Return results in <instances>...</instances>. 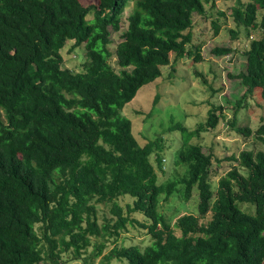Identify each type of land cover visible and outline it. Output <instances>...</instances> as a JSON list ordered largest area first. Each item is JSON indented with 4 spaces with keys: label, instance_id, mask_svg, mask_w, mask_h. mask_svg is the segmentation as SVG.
<instances>
[{
    "label": "trees",
    "instance_id": "obj_1",
    "mask_svg": "<svg viewBox=\"0 0 264 264\" xmlns=\"http://www.w3.org/2000/svg\"><path fill=\"white\" fill-rule=\"evenodd\" d=\"M128 7L115 70L109 45ZM205 12L204 0H0V264H64L63 254L95 264L104 239L117 242L127 226L145 230L150 244L114 247L99 264H264V151H242L232 158L238 166L214 186V153L189 142L226 119V108L213 107L194 131L175 125L185 137L177 164L187 171L162 184L164 140L141 145L122 114L162 77L171 54L205 61L192 34L194 15ZM231 16L245 31L246 48L216 46L211 53L240 51L246 58L245 71L229 75L245 92L227 127L249 137L251 128L238 126L237 115L249 97L264 101V0H238ZM213 27L218 34L215 21ZM230 33L239 39L238 31ZM69 41L73 50L85 49L82 72L63 67ZM254 134L264 146V124ZM178 191L186 201L197 193V214L172 225L160 212L161 197L168 201ZM125 196L133 198L126 209L118 204ZM99 204H112L115 220L99 225ZM92 237L103 242L82 258Z\"/></svg>",
    "mask_w": 264,
    "mask_h": 264
},
{
    "label": "rangeland",
    "instance_id": "obj_2",
    "mask_svg": "<svg viewBox=\"0 0 264 264\" xmlns=\"http://www.w3.org/2000/svg\"><path fill=\"white\" fill-rule=\"evenodd\" d=\"M247 3L248 0H240ZM83 5H89L96 0H81ZM206 12L203 15L195 14L193 17V44H202L204 62L195 64L192 59L175 58L171 54V64L162 68V77L155 83L143 87L137 97L123 110V116L132 121L133 132L141 145L159 138L164 140V170L162 174L157 170L158 182L167 183L182 178L187 171L185 166L177 164L180 149L185 143V137L178 130H174L176 124H182L189 131L197 129L199 124L205 123L209 117V111L213 107L222 106L225 118L219 125L208 132H202L199 137H192L191 144H201L204 150L215 155L213 168L218 176L213 179L214 186L224 176L232 166H238V162L232 158H238L242 151H264V146L255 138V131L264 124V101L258 94L247 99V107L240 109L237 115L238 126L250 127L253 135L244 137L236 134L227 127V121L233 118L234 104L241 99L245 88L240 85L238 79H231L229 75H238L246 69V58L240 52L246 48V39L243 28L236 26L231 16L232 8L238 4V0H204ZM131 9L128 7L123 14V24L119 33H112L109 50L112 54L111 65L118 70L116 63V49L122 42V34L127 29V19ZM92 15L88 20L92 19ZM219 25V33L215 34L213 22ZM238 31L239 39L233 41L230 31ZM254 37H256L254 35ZM73 41H69L62 50L64 58L63 67L74 71L82 72L86 59V52L83 46L72 49ZM216 46H232L239 49L238 53H232L224 57H215L211 50ZM201 74L206 80L199 77ZM157 99V103L154 101ZM154 165L155 156L151 157ZM176 162V163H175ZM244 172V170L242 169ZM181 189V187H179ZM133 198L129 196L121 197L118 204L126 209L128 204H132ZM198 195L194 191L192 197L186 201L178 192L164 200L161 197L160 212L163 213L169 224L174 225L176 220L185 214H197ZM112 204H99L98 224L103 225L108 220H115L111 213ZM239 208L244 212L253 214L254 207L249 204H239ZM134 218L145 222L142 215L135 214ZM93 245L82 258L91 255L95 245H100L103 239L91 238ZM104 249L102 255L95 260L99 264L101 259L107 255L114 247L136 246L143 250L147 247L151 238L145 230L138 227L127 226L117 242L113 239H104ZM64 264H83L81 260H73L70 255L63 254ZM110 264H122L118 260H113Z\"/></svg>",
    "mask_w": 264,
    "mask_h": 264
}]
</instances>
